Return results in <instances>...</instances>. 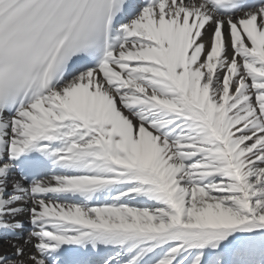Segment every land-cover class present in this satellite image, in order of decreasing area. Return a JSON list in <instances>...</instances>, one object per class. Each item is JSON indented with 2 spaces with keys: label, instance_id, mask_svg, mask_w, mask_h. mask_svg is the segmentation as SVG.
I'll list each match as a JSON object with an SVG mask.
<instances>
[{
  "label": "snow or ice",
  "instance_id": "snow-or-ice-1",
  "mask_svg": "<svg viewBox=\"0 0 264 264\" xmlns=\"http://www.w3.org/2000/svg\"><path fill=\"white\" fill-rule=\"evenodd\" d=\"M0 264H264V0H0Z\"/></svg>",
  "mask_w": 264,
  "mask_h": 264
}]
</instances>
